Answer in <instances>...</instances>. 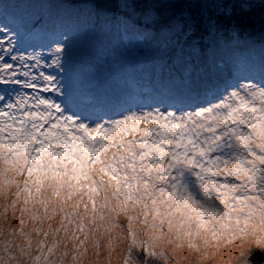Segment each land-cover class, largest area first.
<instances>
[{
	"label": "snow or ice",
	"instance_id": "snow-or-ice-1",
	"mask_svg": "<svg viewBox=\"0 0 264 264\" xmlns=\"http://www.w3.org/2000/svg\"><path fill=\"white\" fill-rule=\"evenodd\" d=\"M154 7L121 0L127 15L116 19L231 49L230 78L190 99L77 103L68 35L37 45L38 21L0 17V161L9 166L0 170V264H111L121 244L120 264H177L173 241L202 252L203 264L221 241H264V77L239 72L256 43L211 20L197 38L191 17L162 20ZM98 10L110 18L108 5Z\"/></svg>",
	"mask_w": 264,
	"mask_h": 264
},
{
	"label": "rangeland",
	"instance_id": "rangeland-1",
	"mask_svg": "<svg viewBox=\"0 0 264 264\" xmlns=\"http://www.w3.org/2000/svg\"><path fill=\"white\" fill-rule=\"evenodd\" d=\"M75 1L0 0V17L7 16L21 25L40 23L42 27L31 37L32 43L45 45L62 34L68 35L65 76L74 102L88 100L97 106L112 108L128 102L190 99L199 90H210L214 84L230 78L235 53L211 39L201 40L193 47L183 36L159 35L156 24L137 29L116 19L127 13H111L113 18L104 19L98 9ZM161 1L164 0H130L136 3L137 11L141 8L142 12ZM184 1L210 2L214 7L208 14L210 18L221 11L228 13L231 7L228 0ZM234 1L244 7L259 2ZM255 43L244 52L239 72L260 79L264 77V48ZM6 167L9 166L0 161V170ZM8 176L20 179L14 172H9ZM12 191H15L14 184L9 188V193ZM2 203L0 201V216L3 215ZM8 215H12L11 209ZM16 215L18 217L19 213ZM181 244V241H173L166 246L177 264H196L201 260L202 252L189 249L187 242ZM122 248L121 244L112 252L111 264H120ZM100 259L108 262V252H102ZM245 260L264 264V241L257 245L253 236L231 243L221 241L217 247L207 250L203 264H243Z\"/></svg>",
	"mask_w": 264,
	"mask_h": 264
},
{
	"label": "trees",
	"instance_id": "trees-1",
	"mask_svg": "<svg viewBox=\"0 0 264 264\" xmlns=\"http://www.w3.org/2000/svg\"><path fill=\"white\" fill-rule=\"evenodd\" d=\"M232 2V3H229ZM78 4H88L98 9L100 2L109 6V13L123 14L117 9V5L120 3L119 0H76ZM207 4V7L205 6ZM230 4V11L225 13L221 11L216 13L214 18H210L208 15L210 10H214L213 5L210 2H198L193 3L184 0H164L158 5H155L157 15L163 20L169 16H175L183 14L184 16H190L194 18L197 23V31L195 36L203 35V24L205 21L210 19L215 21L223 28L235 27L239 29L241 36H246L259 43L260 39L264 37V0L259 2H252L249 6H241L240 3L234 0H228ZM238 5V7H236ZM236 7V8H235ZM141 11V8L139 9ZM142 12V11H141ZM113 14L110 18H113ZM201 19H200V18ZM192 18V19H193ZM200 19V20H199ZM83 210V209H81Z\"/></svg>",
	"mask_w": 264,
	"mask_h": 264
}]
</instances>
